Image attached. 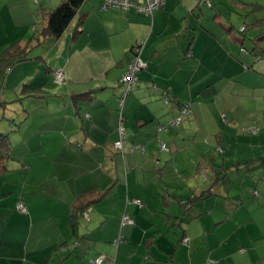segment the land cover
Masks as SVG:
<instances>
[{"label": "crops", "instance_id": "1", "mask_svg": "<svg viewBox=\"0 0 264 264\" xmlns=\"http://www.w3.org/2000/svg\"><path fill=\"white\" fill-rule=\"evenodd\" d=\"M209 2L84 0L55 37L37 31L62 0H0L16 27L0 37V264H264V36L245 51L228 2Z\"/></svg>", "mask_w": 264, "mask_h": 264}, {"label": "built area", "instance_id": "2", "mask_svg": "<svg viewBox=\"0 0 264 264\" xmlns=\"http://www.w3.org/2000/svg\"><path fill=\"white\" fill-rule=\"evenodd\" d=\"M208 1V0H207ZM166 0H144L142 2H134L132 0H106V6L108 7H120V8H130V7H135L137 11L140 13L146 14V15H152L153 12L159 8H161L165 4ZM145 42H140L137 43L130 51L129 53V64H128V69L124 76L121 79V83L126 87L127 91L131 90L135 84L137 83L138 80V73L145 69L147 67V63L143 60L142 58V52L143 48L145 46ZM55 78L58 82H63L64 81V74L61 71H57L55 74ZM191 112V107L189 104L184 105L181 108V112L179 117L175 118L172 120L171 125H179L182 122V119L185 116H188ZM166 127V126H165ZM119 133H120V138L119 140L116 141L115 145L116 147L121 150L122 152L124 151V145L126 143V132L125 128L122 124L119 125ZM165 148V145H163ZM134 148L139 149L140 151H144L143 145H136ZM135 203L138 205H142V201L140 199L134 200ZM19 210L22 212H26L27 209L23 205V203L18 204ZM85 216L89 218V213L86 211ZM134 221L131 219V217L127 214H124L122 217V224H133ZM188 239H184V243L187 242ZM118 243V241H116ZM92 264H107L105 262L104 256H100L96 259H94Z\"/></svg>", "mask_w": 264, "mask_h": 264}, {"label": "rangeland", "instance_id": "3", "mask_svg": "<svg viewBox=\"0 0 264 264\" xmlns=\"http://www.w3.org/2000/svg\"><path fill=\"white\" fill-rule=\"evenodd\" d=\"M223 2L225 3L228 2L226 3V9L224 11L228 13L231 19L238 24V28H240V30H243V33L239 30L240 35L243 38L247 39V41H249L248 44L246 42V44L240 45L241 48L244 49L245 51H250V52L255 51L254 41L257 40V38L259 37L261 38L264 36V0H223ZM258 21L260 22L262 21L261 22L262 24H257ZM254 23L255 25L251 26ZM15 30L16 27L11 25V20H10L9 23L0 26V37L8 38L10 35H12V33H14ZM252 30L253 32L251 33ZM36 31H37L36 28H33L30 32L34 34ZM39 32L40 31H37V33ZM262 41L264 42V38ZM250 44H252V46H250ZM5 48L6 47L3 46V41L0 39V51H3ZM6 84L7 86H11L9 81H7ZM223 116L225 117V114H223ZM219 151H220L219 153L224 152L223 149H219Z\"/></svg>", "mask_w": 264, "mask_h": 264}, {"label": "trees", "instance_id": "4", "mask_svg": "<svg viewBox=\"0 0 264 264\" xmlns=\"http://www.w3.org/2000/svg\"><path fill=\"white\" fill-rule=\"evenodd\" d=\"M83 1L84 0H62V3L57 8L52 10V12L49 15L48 23L46 27H44V29H42L40 32L44 36L60 37L65 32L67 27L70 25L71 21L75 18L76 13L79 7L81 6V4L83 3ZM197 1L198 2L204 1L209 6H211L209 0L208 1L207 0H197ZM261 22L258 21L257 24H262ZM254 25L255 23L252 24L251 26H254ZM241 31L243 32V30ZM19 50H21V47H19L18 44H15L9 49H7L5 52H3V61H6V62L12 61L15 57L19 56L18 54L21 53L19 52ZM3 106L4 104L0 102V108ZM9 148H10V143L8 140V136L0 132V159L1 160L5 158V154L6 156L8 155ZM81 210L83 212L85 209L82 208Z\"/></svg>", "mask_w": 264, "mask_h": 264}]
</instances>
